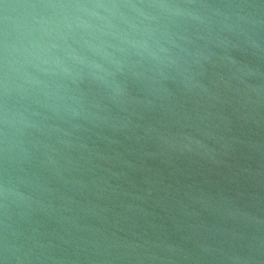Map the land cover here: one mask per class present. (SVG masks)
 Wrapping results in <instances>:
<instances>
[{
  "label": "water",
  "instance_id": "obj_1",
  "mask_svg": "<svg viewBox=\"0 0 264 264\" xmlns=\"http://www.w3.org/2000/svg\"><path fill=\"white\" fill-rule=\"evenodd\" d=\"M76 2L0 0V264H264V0H156L221 15L123 94L26 83L35 6Z\"/></svg>",
  "mask_w": 264,
  "mask_h": 264
},
{
  "label": "clouds",
  "instance_id": "obj_2",
  "mask_svg": "<svg viewBox=\"0 0 264 264\" xmlns=\"http://www.w3.org/2000/svg\"><path fill=\"white\" fill-rule=\"evenodd\" d=\"M35 8L20 41L22 67L29 66L35 72H23L25 82L47 88V80L52 78L75 86L87 81L120 94L130 83L163 75L165 69L178 65L184 55L190 54L186 47L189 41L178 29L192 21L211 22L213 16L221 15L209 12L206 5L156 0H83L41 3ZM232 15L239 18L235 12ZM60 87L69 90L68 84ZM10 93L6 72V126L12 123L7 103ZM44 95L46 106L53 108L55 100L72 99L59 93ZM48 100L53 103L47 104ZM65 110L76 111L67 106ZM5 144L7 152V134Z\"/></svg>",
  "mask_w": 264,
  "mask_h": 264
}]
</instances>
